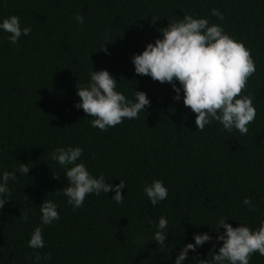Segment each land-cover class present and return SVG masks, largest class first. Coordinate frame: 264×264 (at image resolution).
I'll return each instance as SVG.
<instances>
[{"label":"trees","instance_id":"1","mask_svg":"<svg viewBox=\"0 0 264 264\" xmlns=\"http://www.w3.org/2000/svg\"><path fill=\"white\" fill-rule=\"evenodd\" d=\"M213 8L223 20L211 15ZM186 13L220 24L250 50L256 70L242 94L253 98L256 117L245 135L218 122L197 129L195 114L174 99L169 83L134 72L132 55ZM9 15L31 32L17 45L0 32V171L19 163L30 170L8 182L0 264H174L180 248L194 242L193 233L207 232L214 241L221 216L233 227H258L264 219V0H6L0 18ZM91 68L108 70L127 98L145 92L146 111L107 131L91 127L90 115L74 107L75 86L88 82ZM68 145L83 148L80 159L93 175L124 181L122 203L112 202L109 191L87 195L75 210L66 204L59 194L67 184L64 170L50 153ZM154 179L168 188L156 206L143 195ZM245 196L254 210L242 204ZM44 199L58 205L60 219L43 226L45 247L35 250L36 261L26 242L40 225ZM161 215L169 232L162 247L152 240ZM212 243L189 251L188 261L197 254L210 258L209 250L220 246ZM249 264H264V256L253 254Z\"/></svg>","mask_w":264,"mask_h":264},{"label":"clouds","instance_id":"2","mask_svg":"<svg viewBox=\"0 0 264 264\" xmlns=\"http://www.w3.org/2000/svg\"><path fill=\"white\" fill-rule=\"evenodd\" d=\"M6 4V0H0ZM211 15L223 20V13L216 8ZM78 25L84 23L79 13L74 17ZM159 18L153 17V20ZM159 38L146 43L139 54H133L131 63L137 75H147L160 83H169L176 93L174 99L189 107L195 114L194 124L203 131L206 125L218 122L226 132L238 131L241 135L248 133V124L256 117L252 97L242 94L248 78L255 72V64L250 50L242 41H237L220 24L210 23L208 18L186 13L179 20H168L167 26L158 29ZM0 32L7 33L11 45H17L21 36H28L30 26H22L20 17L9 15L0 18ZM105 49V45L103 47ZM87 83L75 86L78 102L74 104L90 115L89 124L93 128L107 131L110 127L121 124L125 119L138 117L146 106L150 105L147 94L134 90V99L127 98L117 90V80L106 69L91 71ZM177 84L179 86H177ZM182 93V96H181ZM83 148L79 146L56 147L50 153L52 161L61 166L66 178V187L59 189V194L66 198V204L73 210L81 208L87 195L100 196L109 191L114 195L111 201L120 204L124 200L121 190L125 188L123 180L118 184L107 183L103 174L95 176L80 159ZM77 161H80L79 163ZM30 168L27 163H19L11 171H0V209L10 201L9 181L17 179V173L27 175ZM55 178L59 179L55 175ZM56 191V190H55ZM143 195L156 206L168 197V188L163 180H152L143 186ZM242 204L254 210L253 201L245 196ZM40 225L36 226L26 242L34 250L35 259L41 256L37 249L45 247L43 226L51 225L60 219L58 205L52 200H43L39 205ZM26 219V216H20ZM226 217L216 220L215 239L209 233H193V241L184 244L175 257L174 264H249L253 254L264 256V219L258 227H249L239 222L233 227ZM168 219L161 215L155 222L152 240L161 247L165 244ZM223 229L221 232L220 229ZM212 241L207 259L192 257L188 261L189 251L206 242ZM208 253V254H209ZM49 257H45L48 259Z\"/></svg>","mask_w":264,"mask_h":264}]
</instances>
